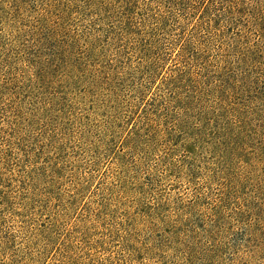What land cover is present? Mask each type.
Returning <instances> with one entry per match:
<instances>
[{
  "label": "trees",
  "instance_id": "16d2710c",
  "mask_svg": "<svg viewBox=\"0 0 264 264\" xmlns=\"http://www.w3.org/2000/svg\"><path fill=\"white\" fill-rule=\"evenodd\" d=\"M140 165L136 196L169 192L138 222L112 188L78 207ZM147 229L177 264H264V0H0V233H30L4 263L93 264L87 233L133 260Z\"/></svg>",
  "mask_w": 264,
  "mask_h": 264
},
{
  "label": "rangeland",
  "instance_id": "374dc122",
  "mask_svg": "<svg viewBox=\"0 0 264 264\" xmlns=\"http://www.w3.org/2000/svg\"><path fill=\"white\" fill-rule=\"evenodd\" d=\"M110 157L107 159H102L100 161V166L101 168H105L106 165H108V160ZM127 160H130V156L127 157ZM130 167L132 168V164L130 163ZM101 168L98 169L99 172H94L92 180H90L86 184V188L81 192L80 196L78 197L79 204L78 207L81 208L83 206V203L95 201L96 199L100 198L101 193L103 192V189L108 188L111 189L112 195L110 197V203H111V211L109 213V217L107 222L111 221H117L119 218L122 220H127L128 223H133V222H138L135 220L137 218L136 212H137V207L134 206V201L136 199H141L145 203L152 202L151 198L153 197L154 192L156 190H164L166 193L169 192L167 191L166 187L164 185L160 187H155L154 185H147L144 186V194L141 196H136V193L134 192V188L139 187V184H146V178H147V173H145V169L142 165H140L138 168H136V171L130 170L124 174V178L127 181V183L124 185V191L126 192H120L118 191L117 187L115 188V182H112V179L109 178L111 173L113 172L112 170L108 171L106 176H101L102 172L104 170H101ZM114 170V169H113ZM78 173L81 175L83 174V169L80 168L78 170ZM69 181L67 179L64 180V187L66 189H70L71 184H68ZM155 187V188H154ZM155 190V191H154ZM63 194V192H61ZM92 194H95V196H92ZM65 199V197L63 196ZM76 211H79L78 209ZM132 216V220H128L126 216ZM16 224V223H15ZM13 224V226H15ZM138 223L135 224V228L137 227ZM138 228H141L139 226ZM137 230V229H136ZM136 234V239H137V247L143 248L144 249V254L139 255L135 259H121L118 258L120 256H117L116 254V241L119 239V235L121 233H87L88 241L94 242V241H100V244L104 241L107 242V244L104 246L105 250H99L96 252L94 260L95 263H103L104 259H108L111 262H115L118 264H177L176 258L171 257L170 253H165V257L161 259L158 256H154L152 253H147V251L153 249L161 240H163V233H157L153 230L147 229L145 233H135ZM12 235H17L16 238H12V242H9L7 245L8 246H13L15 248L17 247H22L21 243V238L25 236H29L30 233H0V264H5L4 262L7 261L13 254L11 251H3V246L4 244L2 243L5 241L7 237H11ZM3 236V237H2ZM19 236V237H18ZM117 236V237H116ZM92 240V241H91ZM38 244L34 245L36 247L38 246H43L45 245L44 241L39 240V238L36 240ZM21 244V245H20ZM158 253V252H157ZM54 258V257H53ZM57 257L52 259V262L54 264H58L57 262ZM49 258L46 257L43 263H38V264H47L50 262L48 260ZM119 259V260H118ZM50 264V263H48Z\"/></svg>",
  "mask_w": 264,
  "mask_h": 264
}]
</instances>
